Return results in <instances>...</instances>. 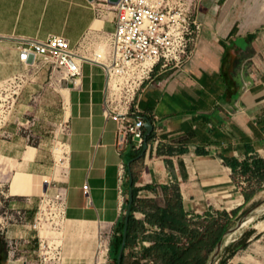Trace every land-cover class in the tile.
<instances>
[{
  "label": "crops",
  "instance_id": "1",
  "mask_svg": "<svg viewBox=\"0 0 264 264\" xmlns=\"http://www.w3.org/2000/svg\"><path fill=\"white\" fill-rule=\"evenodd\" d=\"M106 3L110 2L0 0V83L22 70L18 56L24 40L62 36L73 50L94 61H84L76 84L70 81L69 87L65 83L67 88H60L68 91L69 112L61 184L65 220L57 227L62 230V264H95L99 237L108 235L111 240L126 213L119 191L122 188L129 197L130 169L139 199L134 215L140 221L146 213H155L154 207H168L173 186L193 221L216 211H238L239 216L264 192V181L234 176L225 162L237 166L251 157L264 159V0L195 1L193 14L203 30L192 60L180 71L157 70L136 98L135 117L154 126L149 136L146 129L147 149L138 157L131 143L119 144L117 122L105 114L107 79L100 63L108 53L105 37L115 30L117 20L114 7ZM0 141L14 152L11 157L0 155V178L9 179L10 196L24 198L23 210L29 214L31 208L35 214L37 200L45 194L43 185L49 183L38 172L37 149L29 146L21 152L20 143ZM244 192L252 196L249 202ZM144 227L143 235L159 231L146 222ZM21 228L25 227L16 231L22 244L42 239L38 230L31 237ZM263 241L264 204L227 244L236 252L246 247L251 253L229 257L225 246L220 258L227 259L225 264H263L255 257L264 259ZM153 244L139 238L126 255L133 259L138 254L141 264H155L154 256L142 257L144 247ZM20 247L25 259L2 264H30L26 258L33 254L34 264L39 263L31 246Z\"/></svg>",
  "mask_w": 264,
  "mask_h": 264
},
{
  "label": "built area",
  "instance_id": "2",
  "mask_svg": "<svg viewBox=\"0 0 264 264\" xmlns=\"http://www.w3.org/2000/svg\"><path fill=\"white\" fill-rule=\"evenodd\" d=\"M114 7L117 20L115 30L106 35L108 53L102 64L106 75L105 114L118 125L119 144L131 143L137 151L143 149L146 138V121L135 117L133 107L143 85L153 74L180 71L195 54L198 40L202 34V24L194 17L193 11L180 3L169 4L164 0H119L106 3ZM98 12L101 7H97ZM33 63H28L29 55ZM19 62L22 70L1 83L7 94L0 98V128L6 125L8 113L4 102H8L27 77L37 72L38 61L44 59L51 63L68 82L76 84L82 76V64L86 59L78 50H73L68 40L62 36H51L46 41L24 40L19 46ZM66 132H69L68 127ZM125 168L120 172L123 183ZM88 192V186L85 187ZM121 206L124 211L128 205V194L120 188ZM46 205L43 208V205ZM65 218L64 194L51 196L47 192L35 220V226L53 225ZM148 246V243H143ZM138 252L139 247L135 248ZM12 253L8 254L10 261ZM140 258L137 254L133 259ZM62 264L59 247L49 245L48 240L39 239V263ZM95 264H110V237L101 235L97 242ZM220 264V259L216 262Z\"/></svg>",
  "mask_w": 264,
  "mask_h": 264
},
{
  "label": "rangeland",
  "instance_id": "3",
  "mask_svg": "<svg viewBox=\"0 0 264 264\" xmlns=\"http://www.w3.org/2000/svg\"><path fill=\"white\" fill-rule=\"evenodd\" d=\"M169 4L180 3L190 11H193L196 0H164ZM107 57V56H106ZM27 81L22 87L12 95L8 102H4V109L8 113L6 118L8 122L5 126L0 128V140H8L21 144V152L28 149L29 146L37 149L38 155V172L42 179L49 180V194L56 196L61 191L62 180L64 179V169L66 166V157L68 147L66 145V128L68 127L67 120V95L68 92H61L60 88H67L68 82L63 76L55 71L51 63L44 59L38 61L37 72L27 77ZM66 83V86H65ZM6 86L0 83V98H3ZM0 104L3 102L0 101ZM68 112V111H67ZM14 152L8 147L2 146L0 141V155L7 157L13 156ZM11 176V175H9ZM10 178V177H9ZM8 180L0 178V241L6 243V261H8V254L12 253L10 261H20L25 259L27 255L23 254L21 245L26 247L31 246L30 251H36V258L39 260V241L30 239V243L22 244L23 237L20 231H16L17 227L24 226L20 230L23 233H30L34 237V230L42 233V240H48L49 245L55 244L60 246L59 230L50 224H41L35 226V220L41 204L42 194L37 200V210L29 208L30 213H26L23 209L25 204L24 198L19 196H10L8 194ZM264 200V192L261 198L255 202H251L243 212L253 207L258 201ZM31 207L34 204H30ZM35 219V220H34ZM5 233L8 239H5ZM112 234L111 237H113ZM55 240V241H54ZM110 240V249H111ZM264 246V241H263ZM209 247H203L202 252L207 253ZM250 249L242 247L237 251L235 256L250 254ZM212 254V253H211ZM255 256V255H254ZM257 260L264 259L255 256ZM28 263L34 264V254L32 258H26ZM129 259L127 261H133ZM5 261V262H6ZM235 260L236 264H244ZM110 264L113 262L110 259ZM220 264H225L220 262Z\"/></svg>",
  "mask_w": 264,
  "mask_h": 264
},
{
  "label": "trees",
  "instance_id": "4",
  "mask_svg": "<svg viewBox=\"0 0 264 264\" xmlns=\"http://www.w3.org/2000/svg\"><path fill=\"white\" fill-rule=\"evenodd\" d=\"M141 151L136 153V157ZM225 162L233 169L234 176L241 175L249 177L250 180L256 179L257 182L264 181V159L259 157L248 158L245 162L234 165V161L225 159ZM236 164V162H235ZM248 179V180H249ZM134 202L132 205L128 238L125 246L122 264H141V258L133 261L129 260L126 252L132 248L139 238L152 240L154 244L150 247H144L142 257L154 256L155 264H208L210 255L217 243L222 239L226 231L238 220L245 212L238 216V211L227 213L225 211H216L208 213L202 221L200 217L193 221L183 210L181 196L177 186H173L174 198L168 204V207L161 209L154 207L155 213H146L145 221L136 219L134 213L139 210L138 188L134 186ZM246 202L251 200V195L244 192ZM144 222L150 226H157L159 231L151 235H143L145 231ZM125 225V214L114 230L111 241L110 259L113 264H117L118 253L122 244L123 231ZM204 246H209L207 253L202 252ZM226 253L233 257L236 253L232 246L226 247ZM6 261V243L0 241V264ZM227 259L220 258V262H226Z\"/></svg>",
  "mask_w": 264,
  "mask_h": 264
},
{
  "label": "water",
  "instance_id": "5",
  "mask_svg": "<svg viewBox=\"0 0 264 264\" xmlns=\"http://www.w3.org/2000/svg\"><path fill=\"white\" fill-rule=\"evenodd\" d=\"M110 3H117L119 0H108ZM92 61V60H89ZM28 63H33V55H29ZM94 62V61H92ZM146 129H147V136H149L153 130L154 126L151 121L146 122ZM147 149V143L143 146V154ZM130 173V178H131V185H133V174L131 169L129 170ZM43 190L44 193H47L49 190V183L45 182L43 185ZM134 202V194H133V187L131 186L129 189V198H128V205L125 213V225H124V231H123V239H122V244L118 253V258H117V264H122V258L124 256L125 252V246L128 238V229H129V220H130V215H131V210H132V205ZM264 204V200L258 201L253 207L248 209L236 222V224L231 227L228 231L225 232L223 235L222 239L217 243L215 246L214 250L212 251V254L210 255L208 264H216V262L219 260L220 255L224 249L225 246L230 242V239L246 224L248 219H250L252 216H254L261 208V206Z\"/></svg>",
  "mask_w": 264,
  "mask_h": 264
},
{
  "label": "bare ground",
  "instance_id": "6",
  "mask_svg": "<svg viewBox=\"0 0 264 264\" xmlns=\"http://www.w3.org/2000/svg\"><path fill=\"white\" fill-rule=\"evenodd\" d=\"M60 90H61V92H68L67 90H62V89H60ZM3 98H4V96H3ZM68 116H69V112H67L66 117L68 118ZM60 193H61V195H63V192H62V191H60ZM46 194H47V193H45L44 195L46 196ZM45 206H46V205L44 204V205H43V208H44ZM64 220H65V218H64L62 221H58L57 223L53 224L54 227L57 228L58 226H60V225L64 222Z\"/></svg>",
  "mask_w": 264,
  "mask_h": 264
}]
</instances>
